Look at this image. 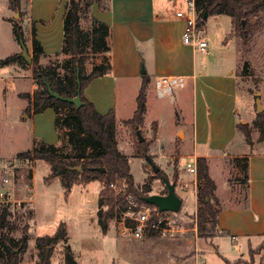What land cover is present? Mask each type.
<instances>
[{
  "label": "crops",
  "instance_id": "0c3cea01",
  "mask_svg": "<svg viewBox=\"0 0 264 264\" xmlns=\"http://www.w3.org/2000/svg\"><path fill=\"white\" fill-rule=\"evenodd\" d=\"M20 1V11L28 20L23 23V32H29L27 48L32 53V39L35 38L46 55L39 60L40 65L44 66L45 60L62 50V20L67 0ZM103 2V5L100 2L91 5L86 18L83 16L80 19V26L83 30H88L90 20L95 19L109 27L107 38L109 52L106 55L97 54L86 63L85 68L87 73L90 72L93 66L100 65L106 57L110 71L102 77L93 79L85 87L83 95L100 114H106L110 110L114 112L118 150L127 156L129 161L130 156L124 153L122 144L125 141L131 144L132 137L124 122L134 115L141 77L145 74L150 82L146 87V114L140 131L145 133L150 125L154 124L155 133L152 138L144 134V139L147 142L149 139L152 140L150 146L157 142L161 143L159 141L162 139V121L166 120L170 122L171 127L174 125L181 130L179 132L182 134L181 137L179 133L176 135L174 130L171 134L172 139L166 146L175 149L174 142L178 140L177 183L181 181L183 186L187 187L184 192L185 200L189 203L184 206V201L181 200L180 211L194 216L197 210L196 176L187 173L185 167L183 172H179L180 161H185L186 164L203 158L207 162L210 178L213 180L211 176L213 167L221 179L219 186L214 182L215 197L222 207L217 216L216 236L209 239L199 238L192 229L188 237L183 234L185 232L183 229L182 235L178 238L147 237L143 241L157 240V244L167 250V259L157 260L153 264H184L187 263V259H191L193 264H264L259 257L253 260L249 257V251L264 241V141H259L257 137L252 148H248L243 135L236 130L240 92L236 76L238 65L236 53H233L228 61L219 64L218 69L211 71L214 65L210 61L208 48L204 54L182 43L181 36L185 23L175 15L178 11L184 10L183 2L179 4L176 0H103ZM170 4L175 9L174 13L169 8ZM14 13L15 11L9 7V0H0V21L4 25H9L11 30L9 19ZM210 18L228 22L229 32H225V46L232 45L234 40L229 39L231 19L227 16ZM210 18L205 23V29ZM60 55L62 60L67 59V56ZM141 66L144 67V73L141 72ZM163 77L178 78L180 87L170 91L164 88V94L160 95L158 89L163 87L159 82ZM0 80H3L0 81V105L5 108L7 86L4 81L8 80V77H0ZM19 95L16 98L22 101L19 108L22 114L28 102ZM149 115L150 119L147 118ZM41 117L46 123L52 122L57 135L55 142L42 141L57 146L59 134L54 126L55 114L52 109L27 117L32 124L31 142L41 140L32 135L35 132L34 123ZM165 149L162 147V151ZM245 156L248 158V187L244 185V196L241 198V185L235 186L231 193L222 165L229 159H240ZM3 163L6 162H2L0 166ZM166 176L170 179L172 175ZM156 181L157 179L153 180L151 185ZM188 188H192L191 195H187ZM156 190L159 192L153 194L161 195L162 185L157 186ZM30 225L32 226L31 223ZM98 225L97 222V229L100 232L103 230L101 232L103 236H107L109 232L119 234L113 221L106 220L101 230ZM63 227L67 238L66 226ZM57 230L58 228L55 232Z\"/></svg>",
  "mask_w": 264,
  "mask_h": 264
},
{
  "label": "rangeland",
  "instance_id": "374dc122",
  "mask_svg": "<svg viewBox=\"0 0 264 264\" xmlns=\"http://www.w3.org/2000/svg\"><path fill=\"white\" fill-rule=\"evenodd\" d=\"M176 2L179 4L182 0H176ZM100 4H104L103 0L100 1ZM169 8L171 12L174 13L175 9L172 7V4L169 5ZM12 15L13 16H10L9 23L21 27L23 43L27 49V55L31 59L32 53L26 45V42L29 40V32H23V23L28 20L21 12H15ZM260 22L262 26L255 32L246 47L241 45L239 38L235 35H230L229 38L230 40H234L233 44L225 46V32H229V26L226 20H215L210 18L205 29L208 50L210 51V61L214 65L211 71L218 69L219 64L228 61L229 58L233 56V53H236L238 58L236 76L238 77V89L240 90V92H238V122L250 126L257 115L255 109V97L257 93L259 94L258 98L260 104L264 108V16H262ZM11 50H13V52ZM8 52L10 53L8 54ZM0 54V61L7 56L19 54L21 57L22 54L21 47L15 40L11 28L9 25L2 24L1 21ZM21 59L23 64L0 66V77H8V80L4 81L7 86L5 108L0 105V164L6 162L13 166L19 165L25 182H28V179H30V182L32 181L31 187L34 197L33 213L21 222L20 232L17 235V239H19L22 235L23 227L28 225L30 232L29 237L31 236V238L27 243L26 251L20 256L19 264H36L37 253L34 249L36 237H54L58 235L60 239L66 237L63 226L58 232H55L60 225L66 226L67 244L70 246L72 255L78 264H153V262L157 260H166L167 250L160 247L159 244H157V240L143 241L144 239H136L131 235L120 236L113 232H109L107 236H103L101 233L103 231L101 230V226L105 224V220L101 218V214L107 211V207L105 203H103L99 191L101 190L102 184H104L102 183L104 178L97 176L92 180V177L86 173L83 174V172H85L86 167L91 164H102V168L106 171L109 165L104 162L92 163L90 161L77 160L75 157L79 155L80 151L73 150V148L67 144L64 131H58L59 142L58 145L55 146L63 159L49 162L17 159L19 153L30 151L33 147V143L30 138L31 120L29 118L27 119L28 114L25 109L22 114H20L19 108L22 101L16 97H18L19 94H30L32 91L36 90V85L32 79L31 64L26 63L22 57ZM53 60V58L51 60H45L46 64L44 66H47L50 64V61ZM58 61L61 65L64 60H62L60 56ZM245 62L249 64V75L247 76L243 75V66ZM2 68L5 69L3 70ZM141 68V71L144 70L143 66H141ZM59 71L61 75L65 74L62 67H60ZM0 81L2 82L3 80ZM23 117H25V119H23ZM147 118L150 119V115ZM124 125L130 130L132 142L128 144V141H125L122 144L123 150L124 153L130 156L129 166L130 172L134 178L133 183L136 186H140L154 173L145 159L136 158L134 156L135 138L133 137L130 126L125 123ZM174 127V125L171 127L168 120L162 121V139L159 141L161 143L157 142L154 146H150L152 143L151 139H149L148 142L144 139V134L152 138L155 133V125H150V128L147 129L145 133L139 130L144 139L143 142L147 144V149L150 146L147 155L150 157L151 155L154 156L153 158L151 157L150 161L158 167L160 173L165 176L166 174L168 176L172 175L170 179L166 176L170 182H172L174 177L172 173L177 174L179 155L178 140L176 139L174 142L175 149L173 146V148H171V146H166L171 141V134L174 133V130H176V135L181 131L179 128L175 127V129ZM34 130L35 132L32 135L36 139H41L46 142L50 140L54 142L57 141V135L52 122L46 123L43 117L36 120L34 123ZM181 135L182 134L179 133V137ZM257 137H259L258 132L253 130L251 137L253 143L257 140ZM162 147L166 149L162 151ZM86 154L87 153L84 155ZM184 162L180 161L181 167L179 164V172H183L185 167ZM222 166L224 167V177L231 188V193L234 187L240 184L242 187V198L245 190L243 162H236L234 159H229ZM73 168H80L81 170L78 172L76 171L77 173L75 174L68 175V172L72 171L71 169ZM211 176L216 185L219 186L221 179L213 167ZM64 184L67 185V188ZM159 185H162L163 190L165 189L163 182L157 179V181L151 185V194H153V192H159L156 190ZM21 186L23 187V184H21L20 187ZM175 193L184 201V206L185 204L189 205L185 200L186 193L183 191V183H181V181L177 183ZM191 193L192 188H188L187 195H191ZM182 211L178 213H165L170 222L180 230L181 233L178 234V237L182 235L183 229H185L183 234L188 235V237H190L192 229H194L193 233L197 234L195 217L183 214ZM107 221L111 222L112 219L108 218ZM97 222L101 232L97 229ZM194 234L192 236H194ZM63 246L64 242L61 240L58 245L55 246L51 260L52 264H62ZM249 257L252 260L259 257L261 262H264V241L257 248L249 251ZM184 264H193V261L187 259V263Z\"/></svg>",
  "mask_w": 264,
  "mask_h": 264
},
{
  "label": "trees",
  "instance_id": "16d2710c",
  "mask_svg": "<svg viewBox=\"0 0 264 264\" xmlns=\"http://www.w3.org/2000/svg\"><path fill=\"white\" fill-rule=\"evenodd\" d=\"M101 0H67L65 13L62 20L63 43L60 53L49 57L53 61L47 66L39 63L40 58L46 57L40 44L35 38L32 39L31 72L32 79L36 85V90L32 94H21L20 98L28 102L26 112L28 117L33 114H41L46 109H52L55 114L54 126L58 131H64L67 144L73 150L80 151L77 160L90 162H104L109 165L103 174L91 172L88 169L102 168V164H91L85 169L87 175L92 180L99 176L103 177L105 185L115 183L125 187L126 194L134 195L139 201L151 194V183L155 179L167 178L158 172L147 178L146 181L136 186L130 173L128 157L122 154L117 147L116 141V120L114 112L110 110L106 114L96 111L94 105L83 95L85 87L95 78L102 77L110 71V64L106 57L100 65L93 66L90 72H86L85 65L97 54L106 55L109 52L107 38L109 27L95 19L90 20V28L83 30L80 26V19L86 18L93 3ZM196 14V24L198 27H205L208 18L215 16H227L231 19V36L239 38L241 45L246 47L255 32L260 29V22L264 16V0H193ZM9 7L15 12H21L20 0H9ZM262 15V16H261ZM12 32L15 40L23 42V34L20 26L12 25ZM62 55L67 59L60 65L58 59ZM14 63H22L19 54H14L0 61V66H9ZM60 67L65 71L60 74ZM249 64L244 63L243 75H249ZM77 79L80 82L81 105L75 108L74 105L62 102L51 97L47 92L48 85L52 92L64 98H73L76 95ZM142 82L136 97V110L133 117L124 123L131 128L135 138L136 158L148 159V149L145 142H138L136 131L143 126L146 114V87L150 79L145 74L141 77ZM236 130L243 135L245 144L252 148V131L258 132V140L264 141V111L257 114L251 126L237 123ZM57 147L46 144L42 140H35L33 147L26 153H19L17 159L56 161L63 157L58 153ZM87 153L86 155H84ZM236 162H243L244 184L248 187V158L247 156L234 159ZM151 162V161H150ZM196 165V188H197V210L194 215L197 236L209 239L218 233L217 216L221 211L217 198L215 197L216 185L208 173L207 162L203 158L195 161ZM178 166V165H177ZM77 173L69 171L68 175ZM177 174L174 173L172 182L177 184ZM163 182V181H162ZM164 184V183H163ZM67 188V185L64 184ZM165 187V186H164ZM166 194V188L161 195ZM100 197L107 207V211L101 214L103 220L112 217L115 206L122 200L115 197L113 191L107 188L100 190ZM104 221V223H105ZM58 227L57 232L63 228ZM29 227L25 225L22 235L17 240L0 238V264H19L20 256L26 251L29 241ZM61 241L64 242L62 249V264H78L72 255L67 238L60 239L59 235L50 237H37L34 241V249L37 253L36 264H51L54 248ZM262 248V247H261Z\"/></svg>",
  "mask_w": 264,
  "mask_h": 264
},
{
  "label": "built area",
  "instance_id": "2783aa9c",
  "mask_svg": "<svg viewBox=\"0 0 264 264\" xmlns=\"http://www.w3.org/2000/svg\"><path fill=\"white\" fill-rule=\"evenodd\" d=\"M182 2L185 5L184 10L178 11L175 15L185 23L181 36L182 43L194 51L205 54L208 48L205 27H198L196 24L194 1ZM179 83L178 78L163 77L159 82L163 88L160 87L158 92L163 95L164 88L169 91L176 90L180 87ZM185 171L196 176L195 161L186 163ZM21 184L23 187H20ZM102 188L110 189L115 197L122 198L115 206L111 217L120 235H131L136 239L151 236L173 239L181 233L165 213L158 212L156 207L139 201L132 194H126L125 187L111 183L102 184ZM186 190L187 187L183 186V191ZM33 210L34 197L30 179L25 182L19 165L3 163L0 166V238L17 240L21 222L32 214Z\"/></svg>",
  "mask_w": 264,
  "mask_h": 264
},
{
  "label": "water",
  "instance_id": "95a60500",
  "mask_svg": "<svg viewBox=\"0 0 264 264\" xmlns=\"http://www.w3.org/2000/svg\"><path fill=\"white\" fill-rule=\"evenodd\" d=\"M19 45H20L21 50H22L21 57L25 60L26 63L30 64L31 59L27 55V49H26L24 43L22 41H19ZM141 72L144 73V70H142ZM76 82H77V90H76V95L73 98L61 97L60 95L52 92V90L50 89V87L48 85H46L47 92L54 99L62 101V102L70 103V104L74 105L75 108H78L81 105L80 82L78 79ZM258 95L259 94L257 93L256 97H255V109H256V113L260 114L264 111V108L260 104V100L258 98ZM136 136L138 138V142L142 143L144 141L139 130L136 131ZM147 159L149 161L148 163L150 165L152 172L154 174L158 173L159 172L158 167H156V165H154V163L150 162L149 158H147ZM71 170L78 172L81 169L80 168H73ZM88 170L91 172L99 173V174H103L106 172V170L104 168H100V167L99 168L93 167V168H89ZM162 181H163L164 186L166 188V194H164V195L150 194L147 197L143 198V202L148 204V205H152V206L156 207L158 212H160V213H166V212L178 213L180 211L182 201L175 193L176 184L173 182L170 183L167 178H163Z\"/></svg>",
  "mask_w": 264,
  "mask_h": 264
}]
</instances>
